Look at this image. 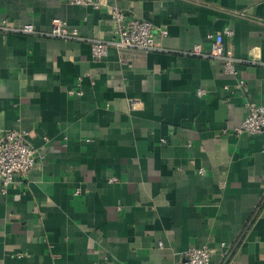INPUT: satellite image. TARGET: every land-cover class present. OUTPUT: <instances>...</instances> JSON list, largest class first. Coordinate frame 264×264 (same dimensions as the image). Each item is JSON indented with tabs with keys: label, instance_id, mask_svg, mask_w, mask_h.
Returning <instances> with one entry per match:
<instances>
[{
	"label": "crops",
	"instance_id": "crops-1",
	"mask_svg": "<svg viewBox=\"0 0 264 264\" xmlns=\"http://www.w3.org/2000/svg\"><path fill=\"white\" fill-rule=\"evenodd\" d=\"M101 2L0 0V23L59 19L79 38L0 32V129L40 156L0 181V264H181L203 245L209 264H264V131L233 132L264 106V0ZM110 7L165 29L159 50L93 58L91 40L115 39ZM219 33L237 76L190 54Z\"/></svg>",
	"mask_w": 264,
	"mask_h": 264
},
{
	"label": "built area",
	"instance_id": "built-area-1",
	"mask_svg": "<svg viewBox=\"0 0 264 264\" xmlns=\"http://www.w3.org/2000/svg\"><path fill=\"white\" fill-rule=\"evenodd\" d=\"M72 5L87 6L92 9H98L101 0H68ZM109 18L114 23L113 35L115 39L111 41H90V50L93 58H102L106 55L109 47L117 50L135 49L140 51L159 50L156 42V34L164 38L167 35L165 29H153L152 25L146 21L136 18H128L120 9L110 7L107 11ZM0 32H10L23 35L49 36L63 40L77 39L71 35L63 26L59 19H53L51 29L47 33L38 32L32 25L26 24L19 28L12 27L6 20L0 23ZM224 34L229 35L231 32L225 30ZM210 50L202 53L199 47H195L191 55L203 56L220 62L226 73L237 76V60L227 55L223 47V36L221 33L215 36H209ZM82 40V39H80ZM244 86V81L238 80V87ZM70 95H82L80 91H70ZM198 97L205 94L203 89L196 92ZM130 111H134L140 105V100L130 99L128 101ZM246 113L239 126L233 129L235 135H257L264 131V106L255 103L245 105ZM225 132V131H224ZM29 132L23 129H0V181L1 192L6 193L8 187L14 183L15 175H26L32 170L40 158L37 149L28 141ZM202 173V170H199ZM113 180V179H111ZM80 191L77 190L76 194ZM161 246V244H159ZM224 247V244H221ZM212 249L207 245L192 247L182 253L181 264H209L212 256Z\"/></svg>",
	"mask_w": 264,
	"mask_h": 264
}]
</instances>
